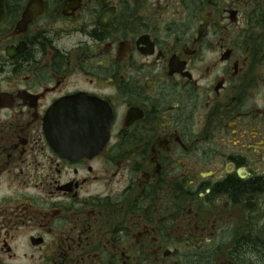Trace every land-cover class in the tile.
<instances>
[{"label":"flooded vegetation","instance_id":"1","mask_svg":"<svg viewBox=\"0 0 264 264\" xmlns=\"http://www.w3.org/2000/svg\"><path fill=\"white\" fill-rule=\"evenodd\" d=\"M0 264H264V0H0Z\"/></svg>","mask_w":264,"mask_h":264}]
</instances>
